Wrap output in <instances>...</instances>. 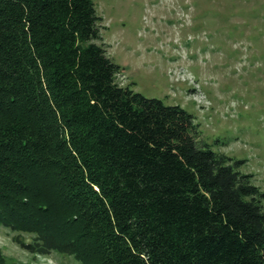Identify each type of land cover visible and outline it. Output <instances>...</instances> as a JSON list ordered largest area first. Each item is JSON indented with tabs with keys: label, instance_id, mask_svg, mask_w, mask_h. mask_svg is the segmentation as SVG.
Listing matches in <instances>:
<instances>
[{
	"label": "trees",
	"instance_id": "obj_1",
	"mask_svg": "<svg viewBox=\"0 0 264 264\" xmlns=\"http://www.w3.org/2000/svg\"><path fill=\"white\" fill-rule=\"evenodd\" d=\"M101 20L0 0V225L82 264H264V191L192 113L116 80Z\"/></svg>",
	"mask_w": 264,
	"mask_h": 264
},
{
	"label": "rangeland",
	"instance_id": "obj_2",
	"mask_svg": "<svg viewBox=\"0 0 264 264\" xmlns=\"http://www.w3.org/2000/svg\"><path fill=\"white\" fill-rule=\"evenodd\" d=\"M116 80L193 114L198 139L242 159L264 191V0H94ZM264 206V199L262 201ZM0 225L8 264H82L37 254Z\"/></svg>",
	"mask_w": 264,
	"mask_h": 264
}]
</instances>
